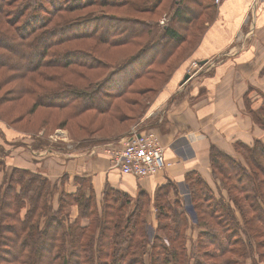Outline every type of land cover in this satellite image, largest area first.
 Segmentation results:
<instances>
[{
  "label": "trees",
  "instance_id": "trees-1",
  "mask_svg": "<svg viewBox=\"0 0 264 264\" xmlns=\"http://www.w3.org/2000/svg\"><path fill=\"white\" fill-rule=\"evenodd\" d=\"M215 4L214 0H0V81H20L15 98L28 96L35 107L66 110L77 103L82 106L79 115L94 108L112 111V97L141 92L140 80L154 79L157 66L173 60L175 50L191 35L198 37L190 51L194 49L204 31L196 24ZM168 9L172 13L163 25L162 41L141 44L158 22L154 16ZM136 44L141 45L136 53L96 81L94 76L108 64L103 59L106 49ZM86 79L89 83L81 89L80 82ZM92 92L109 101L96 100ZM259 109L264 111V105ZM249 110L261 125L258 113ZM121 134L92 136L87 144ZM236 150L245 161L213 145L210 163L214 174L230 181L231 199L241 217L230 202L212 197L210 185L197 172L186 177L196 224L202 228L191 252L190 219L181 201L169 198L176 190L172 182L158 188L155 229L147 218L150 202L141 193L132 205L128 194L106 187L99 208L90 183V193L83 186L76 193H63L54 210L51 200L43 198L46 192L52 195L55 184L50 187L48 178L14 169L0 194V264H246L251 235L264 248V141L238 142ZM194 184H200L201 193ZM111 194L126 199L117 205L108 201ZM72 204L78 206L79 215L70 221L61 210ZM126 204L131 209L125 213ZM84 218L89 219L86 225Z\"/></svg>",
  "mask_w": 264,
  "mask_h": 264
},
{
  "label": "crops",
  "instance_id": "crops-1",
  "mask_svg": "<svg viewBox=\"0 0 264 264\" xmlns=\"http://www.w3.org/2000/svg\"><path fill=\"white\" fill-rule=\"evenodd\" d=\"M253 1L222 0L215 4L213 18L207 21L199 42L179 62L182 65L176 70L170 87L149 110V115L153 113L149 125L159 132L169 163L160 174L137 177L123 173L112 166L102 147L92 151L88 148L81 153L72 147L62 148L52 143L33 146L23 141L25 153L39 164L47 162V166L37 168L31 157L20 151L21 145L15 146L5 160L10 161L12 157L15 166L38 170L52 180L67 172L69 178L64 189L71 193L77 190L75 177L83 175L91 182L98 204L104 198L106 187L128 194L132 205L141 193L150 202L148 222L155 226L158 225L157 191L168 182L176 187L169 194L170 200L179 199L183 206L194 211L186 177L190 172H197L212 186V146L235 157L236 143L264 141V129L254 122L249 110L261 107L264 92V0L259 1L256 13L251 16ZM211 57L218 60L214 66H208ZM192 60L204 61L207 69L186 77ZM7 140L0 138L6 152L13 148ZM52 163L56 164L58 173L49 165ZM77 215L78 207L72 206L71 220ZM87 222L86 218L82 220L84 225Z\"/></svg>",
  "mask_w": 264,
  "mask_h": 264
},
{
  "label": "rangeland",
  "instance_id": "rangeland-1",
  "mask_svg": "<svg viewBox=\"0 0 264 264\" xmlns=\"http://www.w3.org/2000/svg\"><path fill=\"white\" fill-rule=\"evenodd\" d=\"M169 1V0H167ZM217 4L216 0H214ZM209 10V9H207ZM115 11V10H113ZM172 11L170 12L169 9L165 11L164 14H160L159 16H154L157 18L158 22L155 26L152 28V32L148 34L141 42V44H145L147 41H150L151 39L155 40H161L163 39V25L161 24L160 20H163L164 18H170ZM213 18V11L212 9L209 11H205L202 14V17L198 20L196 24V28L200 31L204 29L207 21H210ZM168 20H166L165 23H167ZM195 28V29H196ZM195 33V31H194ZM199 36V35H198ZM198 37H195V35H191V37L188 38V40L181 45L180 48H177V51L175 50L174 58L171 60L168 64L157 66L159 68V74L155 76L154 79H147L144 78L140 80V82L137 84L138 87L142 88L141 92L138 93H132L127 94L124 97H112L114 101V105L112 107V111H109L107 109H98L94 108L88 111H85L81 115L77 112L78 109H80L82 106L81 104H73L70 106V109H59V108H53L48 107L44 105L39 106H32L33 100L28 96H21L16 97V91L21 85L20 81H12V82H2L0 81V138L4 139L6 141L8 138L13 148L9 149L7 152L3 145H0V194L6 185V179L11 173H13L14 169H27L32 173L39 174L41 176H45L41 172H38V170H31L29 168H24L20 166H15V163L13 159L10 158V161H6L5 157L14 150L15 146H23V149L20 151L27 152L26 151V145L23 144V141H29L33 146L39 145L40 143H52L58 147H76L77 150L81 151L86 148H91L93 144H97L98 142L87 144V141L93 136L97 138H105L111 134H117V133H125L129 131L131 128L138 126L142 123H148L151 119V115H149V110L152 108L153 104L160 98V96L163 94V91H167V89L170 87V83L173 81L174 74L178 67L181 65L179 64V61L182 60L185 57H188L191 53V49L193 44L196 42V39ZM141 47V45H125L120 46L117 48H109L106 49L104 54L105 61L108 62L106 64V68L102 69V73L94 76L96 81L99 79V81L107 75L114 67L120 66L123 62L127 61L129 57H131L136 51ZM162 53V49L160 51V54ZM101 55L99 54V57ZM102 58V57H101ZM210 64L208 66H214L218 62L217 59L211 57L210 58ZM196 62L195 60L190 62L188 67V72H192L193 74L198 73L199 71H204L207 69L206 64ZM136 66V65H135ZM156 69V66H155ZM2 72L0 71V77L2 76ZM11 73V72H9ZM8 73V74H9ZM20 76V74H18ZM89 83V80H82L80 82V88L84 89L85 86ZM24 88L22 89V92L26 90ZM151 87V88H150ZM157 87V90L155 89ZM155 91H154V90ZM18 90L17 92H19ZM15 92V93H14ZM20 91V94L22 93ZM96 95V100L107 102L109 101V98L104 96V94L92 92ZM89 96V94H88ZM167 96V95H166ZM169 95L165 98L168 99ZM262 105H264V96H262ZM261 105V107H262ZM100 106V105H99ZM117 107L114 109V107ZM260 107V108H261ZM70 111V113H69ZM261 121L262 124L256 122L253 114L251 113V117L254 120V122L259 125L262 129H264V111H260V109L255 110ZM149 126V125H148ZM103 148V147H102ZM17 152L18 155L21 154V152ZM85 153V152H84ZM27 157H31L30 159L36 163L37 168H43L47 166V162H40V164L33 160L32 155L29 153H25ZM236 158L245 161L243 155L236 150ZM49 165H53V169L55 170V173H58V170L56 168V164L52 163ZM50 167V166H49ZM51 168V167H50ZM213 174L214 180H212V186L211 190L214 193L215 196H212L214 198H221L226 200L227 202H230L232 206L237 211L238 215H240L239 208L234 204V202L231 199V195L228 189V179L223 180L221 176L218 174ZM68 174L65 172L62 176H60L57 180H52L51 178H48L51 182L50 187H53L54 191L51 194L45 193L44 200L48 201L51 200V204L55 209H58L59 203H60V197L63 193L68 194L71 193L70 191H66L65 188V182L68 179ZM74 182L77 184V189H80V187L84 188L86 187V193H90L89 186L90 181L88 178H85L83 175H78L75 177ZM194 187L198 189V192L200 191V184H194ZM48 190V189H47ZM75 192L72 193H76ZM234 195L237 197H242L239 193L234 191ZM96 203H98L97 196L95 195V192H93L92 196ZM104 197V196H103ZM126 198L123 197L121 194L117 197L113 194L110 195L109 202H114L117 205L120 202H124ZM54 203L57 207L54 206ZM245 203V202H244ZM104 205V198L102 199L101 203L98 204L99 208ZM72 206H77L75 204L66 206L61 211L62 214H68V218L71 220V214H72ZM129 206L131 209V205H125V213L128 212ZM78 207V206H77ZM183 211L186 212V214L189 217V226L187 228V236L189 238L188 241V248L190 252L194 249L193 242L197 237L198 232L202 228L198 227L196 224V212L191 211L188 206H184ZM193 209V208H191ZM26 209H23L22 215L25 213ZM65 213V214H64ZM78 215H79V208H78ZM77 215V216H78ZM195 218V221L193 220ZM76 219V218H75ZM46 220V216L42 218V224ZM83 220V219H82ZM86 220L89 222V219L86 218ZM165 221V220H163ZM87 222V223H88ZM157 226L154 228L156 229ZM156 233V231L154 232ZM150 240H153L154 236L152 234H149ZM252 243L247 247L249 250V257L247 258L246 264H254V261L256 260L258 264H264V256H262V253L264 251V248L258 247V241L259 238L252 236ZM238 247V246H237Z\"/></svg>",
  "mask_w": 264,
  "mask_h": 264
},
{
  "label": "built area",
  "instance_id": "built-area-1",
  "mask_svg": "<svg viewBox=\"0 0 264 264\" xmlns=\"http://www.w3.org/2000/svg\"><path fill=\"white\" fill-rule=\"evenodd\" d=\"M221 1L216 0L217 4ZM259 1L254 0L252 2L250 7L251 16L256 13ZM168 19L166 17L160 20L161 24H165ZM254 27L255 24L251 25V32H253ZM188 74L189 77L193 75L190 71ZM148 125V123L139 124L118 137L93 144L89 149L92 151L95 148L103 147L110 157L112 166L119 168L123 173L137 177L158 175L167 168L169 163L165 156V148L159 132L156 128ZM72 148L74 151H79L75 147ZM87 149L79 152L84 153ZM153 226L155 227V225Z\"/></svg>",
  "mask_w": 264,
  "mask_h": 264
},
{
  "label": "water",
  "instance_id": "water-1",
  "mask_svg": "<svg viewBox=\"0 0 264 264\" xmlns=\"http://www.w3.org/2000/svg\"><path fill=\"white\" fill-rule=\"evenodd\" d=\"M203 62H204V61H200V63H203ZM188 76H189V74L186 75V77H188Z\"/></svg>",
  "mask_w": 264,
  "mask_h": 264
}]
</instances>
